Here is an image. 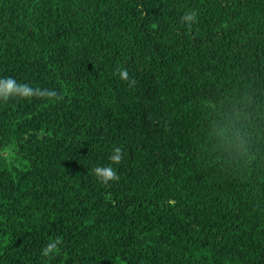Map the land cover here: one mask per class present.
Instances as JSON below:
<instances>
[{"label": "trees", "instance_id": "16d2710c", "mask_svg": "<svg viewBox=\"0 0 264 264\" xmlns=\"http://www.w3.org/2000/svg\"><path fill=\"white\" fill-rule=\"evenodd\" d=\"M7 77L0 264H264V0H0Z\"/></svg>", "mask_w": 264, "mask_h": 264}, {"label": "clouds", "instance_id": "9594fccd", "mask_svg": "<svg viewBox=\"0 0 264 264\" xmlns=\"http://www.w3.org/2000/svg\"><path fill=\"white\" fill-rule=\"evenodd\" d=\"M197 13L195 11L186 12L181 17V23L188 27L196 21ZM122 81L128 82L129 86L135 84V80H130L127 69H118L116 73ZM30 99V98H57V92L51 89H41L39 87H31L27 84H18L15 79L11 77L0 79V100L7 102L9 99ZM122 160V149L116 147L112 150L109 156L110 165L99 166L93 169V175L102 184L107 185L110 181H117L119 179L117 172L111 165H119ZM62 241L60 238L48 243L42 250L41 255L49 257L58 251V245Z\"/></svg>", "mask_w": 264, "mask_h": 264}, {"label": "rangeland", "instance_id": "374dc122", "mask_svg": "<svg viewBox=\"0 0 264 264\" xmlns=\"http://www.w3.org/2000/svg\"><path fill=\"white\" fill-rule=\"evenodd\" d=\"M5 153H7V152H5Z\"/></svg>", "mask_w": 264, "mask_h": 264}]
</instances>
